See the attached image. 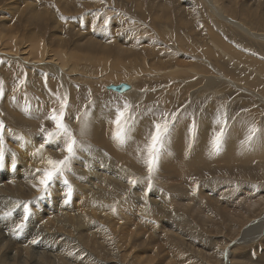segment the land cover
<instances>
[{"label": "rangeland", "instance_id": "rangeland-1", "mask_svg": "<svg viewBox=\"0 0 264 264\" xmlns=\"http://www.w3.org/2000/svg\"><path fill=\"white\" fill-rule=\"evenodd\" d=\"M35 39L42 43L36 59L56 53L69 73H42L34 69L32 55L20 59L21 48ZM33 80L39 88L31 87ZM0 82V121L6 125L0 264H45L46 259L49 264H264V0H0ZM49 84L55 100L45 93ZM119 84L131 89L106 90ZM65 94V122L88 150H78L66 173L73 189L68 203L59 180L49 196L35 199L39 194L30 173L45 164L31 152L43 143L41 125L54 127L45 117L59 108L57 95ZM124 102L138 119L136 142L121 146L112 139L111 120ZM174 111L178 122L145 196L148 173L137 148L146 143L154 117ZM85 113L87 135L80 136ZM224 116L228 131L221 151L213 153L210 140ZM193 121L194 137L188 132ZM253 125L260 132L242 148ZM60 142L47 145L43 156L62 159ZM116 147L121 155L110 153ZM130 178L142 182L133 187ZM17 201H31L22 229L16 228L22 210L4 215Z\"/></svg>", "mask_w": 264, "mask_h": 264}, {"label": "snow or ice", "instance_id": "snow-or-ice-1", "mask_svg": "<svg viewBox=\"0 0 264 264\" xmlns=\"http://www.w3.org/2000/svg\"><path fill=\"white\" fill-rule=\"evenodd\" d=\"M109 20L105 18L104 26L107 27ZM21 84L24 81H20ZM3 95V86L0 82V96ZM57 100L59 101V108H53L49 114L45 117L50 120L54 127L52 130H47L41 125L40 132L43 134V143L39 145L38 148L33 152L34 157H40L42 162L45 164L44 167L36 168L34 172L30 173L32 179L35 183L32 187L39 194L35 199H43L51 194V189L56 181H61L66 190L63 192L65 197L64 203H68L69 199L73 194V189L71 184L65 178L66 173L71 171V162L77 158L78 150H88L84 145L83 141L78 140L74 135L72 129L65 122L67 117V109L69 108L68 96L65 94L63 97L57 95ZM137 116L132 112V105L128 102H124L123 106L117 105L115 108L114 119L111 120L112 124V139L119 145L124 146L132 139L133 129L136 127ZM179 115L178 112L174 111L171 113L162 112L158 117H154L152 127L146 136V143L143 147L137 148V154L143 159V162L147 168V189L144 195L147 196L148 193L153 188L152 176L157 171L159 161L162 154L166 151L167 145L170 142L175 125L178 122ZM77 120L80 121L81 117L77 116ZM217 123L220 124V128L211 137L210 144L213 153H219L223 147V142L227 134V117H218ZM6 131V125L3 121H0V169L5 167V155L3 149L4 133ZM191 136L196 134V124L193 121L191 127L188 129ZM260 130L256 126H251L248 129V134L245 136L244 140L241 141V147H247L251 142L258 136ZM87 133V113L80 127V135L84 136ZM23 137L20 140L23 141ZM63 141L62 151L65 153L62 159H53L52 157H43V151L45 147L50 144H59ZM30 143V141H28ZM23 147V143L21 144ZM15 167V164H13ZM141 180L130 178L128 183L135 187ZM31 201L15 202L13 209L5 212L4 215L8 216L12 214V211L20 209L22 210V220L16 225L17 229H22L26 222L31 216ZM235 243V241H233ZM227 256V250L225 251V257Z\"/></svg>", "mask_w": 264, "mask_h": 264}, {"label": "bare ground", "instance_id": "bare-ground-1", "mask_svg": "<svg viewBox=\"0 0 264 264\" xmlns=\"http://www.w3.org/2000/svg\"><path fill=\"white\" fill-rule=\"evenodd\" d=\"M31 3V2H30ZM40 5V4H39ZM38 5V6H39ZM36 6V5H35ZM31 7V6H30ZM40 8V7H39ZM31 10V9H30ZM29 10V11H30ZM37 12V11H36ZM39 12V11H38ZM39 16V14H36V16ZM9 17V16H8ZM14 29V28H13ZM12 30V29H11ZM10 34V33H9ZM13 35V34H12ZM36 36H37V34H36ZM11 37V36H10ZM30 37V36H29ZM8 39V38H7ZM37 39V38H36ZM35 39V40H36ZM12 40H14V38L12 39ZM31 40V39H30ZM34 40V38L32 39V41ZM41 40V39H40ZM3 41V40H2ZM24 41V40H23ZM31 41V43L28 45L27 44V47H26V45H24L25 47H22L21 48V52H19V58L20 59H24L25 58V61H28V60H26V59H28L29 58V56H31L32 58H30L29 60H32V64H34V69H41L42 71V73H44V70H45V72H48L49 74L51 73V75H52V73H54V75H56V72H58V70H62V69H64V71H69L68 69H67V67H66V65H65V63L62 61L61 62V60L59 59V57H58V55L56 54V53H54V55L53 54H50V55H48V54H45V53H43V56H42V60H39L38 58V60L36 59V57H37V52H38V49H39V45L40 44H42V43H40L39 45L37 44V40H36V42H35V44L33 45L32 42ZM5 42V41H4ZM8 42V41H7ZM40 42V41H39ZM82 42V41H81ZM8 44H9V42H8ZM16 44V43H15ZM93 44V43H92ZM97 44V43H96ZM119 44V43H118ZM12 46V45H11ZM45 46V45H44ZM98 46V45H97ZM2 47V46H1ZM95 47H96V45H95ZM100 47V46H99ZM101 47H102V45H101ZM46 48V47H45ZM112 48V47H111ZM13 49V48H12ZM44 49V48H43ZM42 49V50H43ZM103 49V48H102ZM108 49V48H107ZM117 49V48H116ZM115 49V50H116ZM225 49L227 50V51H229V50H231L232 51V53H233V50L229 47H227V46H225ZM20 50V49H19ZM41 50V49H40ZM45 50V49H44ZM43 50V51H44ZM47 50V49H46ZM99 51V50H98ZM109 51V50H108ZM123 51H125V50H123ZM6 52H8L7 50H6ZM13 52V51H12ZM51 52V51H50ZM117 52V51H116ZM126 52V51H125ZM212 52V51H211ZM210 51H208V54H207V52H206V54L207 55H209L210 57H213V58H215L214 57V54H212ZM9 53V52H8ZM107 53V52H106ZM90 56V55H89ZM21 57H24V58H21ZM97 57V56H96ZM7 58H8V56H7ZM18 58V57H17ZM92 58V57H91ZM9 59V58H8ZM95 59V58H94ZM21 60H19V62H20ZM9 62V61H8ZM19 62H18V64H19ZM35 62H37V63H35ZM97 62V61H96ZM95 62V63H96ZM7 63V62H6ZM13 63V62H12ZM30 64H31V62H29ZM40 63L42 64H46V65H48V64H50L48 67H43V66H39L40 65ZM10 64V63H9ZM25 64H26V62H25ZM28 64V63H27ZM29 64V65H30ZM20 65H21V63H20ZM35 65H38L37 66V68L35 67ZM24 66V65H23ZM31 66V65H30ZM26 68V67H25ZM33 69V68H32ZM38 69V70H39ZM53 69H55V70H53ZM75 69V68H74ZM30 70H31V68H30ZM40 72V73H41ZM60 75H61V72H58ZM65 73V72H64ZM69 73V72H68ZM36 74V73H35ZM34 74V75H35ZM38 75H39V73H38ZM43 75V74H42ZM47 75V74H46ZM41 76V75H40ZM67 76V75H66ZM89 77V76H88ZM11 79H12V77H10ZM41 78V77H40ZM96 78V77H95ZM11 79H9V80H11ZM32 79V78H31ZM30 78L28 79V83H30L29 81L31 80ZM37 79V78H36ZM43 79V78H42ZM74 79V78H73ZM224 80V79H223ZM12 81H13V79H12ZM19 80H17V82H18ZM84 81H86V79L84 80ZM211 81H213V80H211ZM6 82H7V80H6ZM5 82V83H6ZM10 82V81H9ZM62 82V81H61ZM216 82H218V81H216ZM28 83H27V85H28ZM47 83V82H46ZM53 83V82H52ZM18 84V83H17ZM17 84H15V85H17ZM39 84H40V82H39V80H33L32 81V83H31V87L33 86V87H35V88H39ZM54 84V83H53ZM52 84V85H53ZM80 84H82V83H80ZM88 84V83H87ZM45 85V84H44ZM57 85V84H56ZM10 86V85H9ZM21 86V85H20ZM41 86V85H40ZM73 86L74 87H77V85H74L73 84ZM109 86V85H108ZM108 86H106V87H108ZM12 89L11 90H14L15 88L14 87H12V86H10ZM23 87V86H22ZM74 87H71V90H77V89H79L78 87H77V89L75 88V89H73ZM14 88V89H13ZM20 88V87H19ZM48 90H47V92H45V93H48L47 95H49V96H51L52 95V93H51V88H52V86H50V84H49V86H48ZM8 89V88H7ZM32 89H34V88H32ZM41 89V88H40ZM10 90V89H9ZM10 90V91H11ZM43 90V89H42ZM41 90V91H42ZM107 90V89H106ZM8 91V90H7ZM22 91V90H21ZM26 91V90H25ZM24 91V92H25ZM109 91V90H108ZM75 92V91H74ZM8 95H10V94H8ZM71 95V97L74 95L73 93L72 94H70ZM11 96V95H10ZM14 96V95H13ZM9 98V97H8ZM70 98V97H69ZM9 99H11L12 100V98H9ZM8 99V100H9ZM51 99H52V96H51ZM52 100H55V99H52ZM10 101V100H9ZM13 101V100H12ZM30 101V100H29ZM11 102V101H10ZM54 102V101H53ZM13 103H15V102H13ZM17 105L19 104V103H16ZM15 108L17 109V107L15 106ZM15 109V110H16ZM7 110V109H6ZM22 110V109H21ZM8 111H9V109H8ZM14 111V110H13ZM101 113V112H100ZM10 115H9V117H10V119H11V113H9ZM14 114H16V112H14ZM19 114V113H18ZM13 115V114H12ZM17 115V114H16ZM20 115H22V114H20ZM43 115V114H42ZM13 117V116H12ZM41 117V113H38L37 114V116H32V118L35 120V119H38V118H40ZM13 118H16L17 119V117H13ZM21 118V117H20ZM91 118V117H90ZM22 119V118H21ZM69 119V118H68ZM91 120V119H90ZM95 120V119H94ZM93 120V121H94ZM97 120V119H96ZM18 121V120H17ZM25 121V120H24ZM31 121V120H30ZM91 123V122H90ZM30 124V123H29ZM95 126H96V124H95ZM94 126V127H95ZM103 126V125H102ZM144 126V125H143ZM31 127V126H30ZM97 127H98V125H97ZM78 129H79V127H78ZM24 130V129H23ZM94 130H96V129H94ZM94 130H93V132H94ZM97 133V132H96ZM18 135V134H17ZM80 135V134H79ZM87 135V134H86ZM93 135H98V134H93ZM78 136V135H77ZM81 136V135H80ZM28 137V136H27ZM88 137H90V136H88ZM105 137V136H104ZM19 139H20V137H18ZM78 138H80L79 136H78ZM27 139V138H26ZM30 139V138H29ZM18 140V139H17ZM16 140V142H20V141H17ZM24 140V139H23ZM79 140V139H78ZM99 139H97V141H98ZM101 140V139H100ZM96 141V140H95ZM106 141V140H105ZM92 142V141H91ZM130 143H131V145H133L135 142H136V140L132 137V139L129 141ZM61 143V142H60ZM102 143V142H101ZM10 145V144H9ZM20 147H21V144H18ZM24 145H25V143H24ZM29 143H27V146H28V148H29ZM54 145V144H53ZM99 145V144H98ZM102 145H103V143H102ZM229 145L231 146V148L233 147V145H234V141L233 140H231L230 142H229ZM32 146V145H31ZM30 146V147H31ZM106 146V145H105ZM13 146L11 145V148H12ZM94 147H95V145H94ZM22 148V147H21ZM24 148V147H23ZM27 148V147H26ZM27 148V149H28ZM32 148V147H31ZM114 148V147H113ZM118 148H120V147H118ZM117 147H116V150L115 151H113L112 150V152H110V153H113V155H121L122 153H120V151L121 150H119ZM132 147H130V149H131ZM31 150V149H30ZM111 150V149H110ZM109 150V151H110ZM126 150V149H125ZM14 151V150H13ZM98 151V150H97ZM204 151V150H203ZM15 152V151H14ZM18 152V151H17ZM29 152V151H28ZM34 152V151H33ZM33 152H31V153H33ZM48 152V151H47ZM46 152V155L48 154ZM89 152V151H88ZM205 152V151H204ZM87 153V152H86ZM206 153V152H205ZM23 153H21V156L20 157H22L23 155H22ZM102 154H103V152H102ZM27 155H30V154H28L27 153ZM32 155V154H31ZM45 155V154H44ZM61 155V154H60ZM106 155V154H105ZM179 154H176V157L178 156ZM198 155H202V156H204V153H198ZM12 157L14 156V155H11ZM109 156L111 157V155L109 154ZM16 157H18V155L16 156L15 155V158L14 159H16ZM30 157V156H29ZM44 157V156H43ZM84 157H86V156H84ZM108 157V156H107ZM175 157V158H176ZM32 158V157H31ZM33 158H34V156H33ZM40 158V157H39ZM45 159L47 158V157H44ZM95 158H97L96 156H95ZM102 158H103V156H102ZM101 158V159H102ZM113 158V157H112ZM116 157H114V159H115ZM19 159V158H18ZM28 159V158H27ZM93 159V158H92ZM109 159V158H108ZM29 160V159H28ZM33 160V159H32ZM93 160H95V159H93ZM103 160V159H102ZM106 160L107 159H105V162H106ZM119 160H120V157H119ZM18 161V160H17ZM16 161V162H17ZM20 161H22V160H20ZM89 161V160H88ZM101 161V160H100ZM115 161H116V159H115ZM121 161H124L123 160V156H122V158H121ZM228 161V160H227ZM97 162V161H96ZM96 162H94V163H96ZM104 162V163H105ZM168 162V161H167ZM27 163H29V162H27ZM87 163V165H88V163L89 162H86ZM113 163H115V162H113ZM120 163V162H119ZM119 163H117V164H119ZM42 164H43V162H42ZM116 164V165H117ZM127 164H128V162H127ZM172 164H175V167H176V162L174 163V162H172ZM90 165V164H89ZM92 165H93V163H92ZM91 165V166H92ZM106 165V164H105ZM113 165V164H112ZM115 165V166H116ZM20 166V165H19ZM18 166V167H19ZM24 166H26V165H24ZM95 166V165H94ZM99 166V165H98ZM103 166V165H102ZM107 166V165H106ZM114 166V165H113ZM114 166V167H115ZM118 166V165H117ZM18 167L16 166V168L18 169ZM23 167V166H22ZM37 167V166H36ZM41 167V166H40ZM93 167V166H92ZM119 167H121V166H119ZM15 168V169H16ZM25 168H27V167H25ZM88 168V167H87ZM93 168H97V166L96 167H93ZM92 168V169H93ZM116 168V167H115ZM115 168H113V169H115ZM118 168V167H117ZM173 168V167H172ZM183 168V167H182ZM181 168V169H182ZM20 169V168H19ZM27 169H29V168H27ZM26 169V170H27ZM86 169V168H85ZM99 169V168H98ZM170 169V168H169ZM22 170H24V169H22ZM89 170V169H88ZM87 170V171H88ZM94 170V169H93ZM101 170V169H100ZM131 170V169H130ZM172 170V169H171ZM19 171V170H18ZM21 171V170H20ZM77 171V170H76ZM92 171V170H91ZM91 171H90V173H91ZM95 171H96V169H95ZM102 171V170H101ZM116 171V170H115ZM167 171H169V170H167ZM17 172V171H16ZM26 172V171H25ZM27 172H29V171H27ZM26 172V173H27ZM81 172V171H80ZM173 172V171H172ZM185 172V171H184ZM23 173V172H22ZM84 173H85V171H84ZM116 173V172H115ZM23 174H25V173H23ZM77 174V173H76ZM92 174V173H91ZM131 174V173H130ZM166 174V173H165ZM173 174H176V172H174ZM182 174V173H181ZM22 175V174H21ZM80 175V174H79ZM97 175V174H96ZM117 175V174H116ZM168 175V174H167ZM19 176V175H18ZM24 176V175H23ZM29 176V175H28ZM100 176V175H99ZM26 177H27V175H26ZM25 177V178H26ZM75 177V176H74ZM78 177V176H77ZM82 177V176H81ZM18 178V177H17ZM24 178V177H23ZM22 178V179H23ZM25 178H24V180H25ZM79 178V177H78ZM88 178H90V177H88ZM108 178V177H107ZM117 178V177H116ZM28 179H30V178H28ZM80 179V178H79ZM85 179V178H84ZM92 179V178H91ZM101 179V178H100ZM31 181H33V179L31 180ZM94 181V180H93ZM10 182V181H9ZM8 182V183H9ZM21 182V181H20ZM29 181L27 180V183H28ZM101 182V181H100ZM104 182V181H103ZM109 182V181H108ZM120 182V181H119ZM7 183V182H6ZM22 183V182H21ZM24 183L26 184V182L24 181ZM23 183V184H24ZM90 183V182H89ZM17 184V183H16ZM29 185H31L30 183H28ZM11 185V184H10ZM20 185V184H19ZM91 185V184H90ZM89 185V186H90ZM9 186V185H8ZM88 186V185H87ZM91 186H93V185H91ZM14 186L12 185V187L11 188H13ZM79 187V186H78ZM82 187V186H81ZM6 188V187H5ZM4 188V189H5ZM20 188H23V187H20ZM27 188H29V187H27ZM27 188H25V189H27ZM31 188V187H30ZM33 188V187H32ZM82 189V188H81ZM86 189H87V187H86ZM7 189H5V191H6ZM24 190V189H23ZM63 190V189H62ZM77 190V189H76ZM89 190V189H88ZM88 190H86L87 192H88ZM98 190V189H97ZM103 190V189H102ZM3 191V190H2ZM2 191H1V193H2ZM11 191V190H10ZM15 191V188H14V190H13V192ZM16 191H17V188H16ZM19 191V190H18ZM4 192V191H3ZM21 192H23V191H21ZM20 191H19V193H21ZM27 193H28V191H26ZM33 192V191H32ZM78 192H80V191H78ZM103 192V191H102ZM35 193V192H34ZM83 193H85V192H83ZM83 193H81L80 192V194H83ZM15 195V194H14ZM20 195V194H19ZM24 195H27V194H25L24 193ZM29 195V194H28ZM91 195H92V192H91ZM166 195V194H165ZM21 196H23V194L21 195ZM87 196V195H86ZM98 196H100V195H98ZM164 196V195H163ZM2 197V196H1ZM30 197V196H29ZM82 197V196H81ZM3 198H4V196H3ZM162 198V197H161ZM164 198V197H163ZM4 199H6V198H4ZM4 199H2V200H4ZM73 199V198H72ZM163 200H165V198L163 199ZM7 201V200H6ZM74 201V200H73ZM97 201V200H96ZM166 201V200H165ZM104 202V201H103ZM159 202V201H158ZM88 203V202H87ZM101 203V202H100ZM98 204V203H97ZM5 205V204H4ZM64 205V204H63ZM82 205V204H81ZM89 206H92L91 204H89ZM93 206H95V204L93 205ZM127 207V206H126ZM91 208H94V207H91ZM95 208H96V206H95ZM75 209V208H74ZM82 212V211H81ZM78 218H79V216H78ZM99 218V217H98ZM100 219H102V221H104L105 222V220H104V218H100ZM74 220V219H73ZM81 220H84V219H81ZM7 222V221H6ZM86 222V221H85ZM90 222V221H89ZM78 223V222H77ZM5 224H7V223H5ZM9 225V224H8ZM112 225V224H111ZM9 227V226H8ZM80 227V226H79ZM6 228V227H5ZM4 229V228H3ZM45 229V228H44ZM10 230H13L12 228L10 229ZM261 230V229H260ZM4 231V230H3ZM7 231V230H6ZM9 231V230H8ZM97 231V230H96ZM98 232V231H97ZM7 233V232H6ZM102 233H103V231H102ZM3 234V233H2ZM144 234V233H143ZM4 235H6V234H4ZM95 235V234H94ZM101 235V234H100ZM103 235V234H102ZM1 236V235H0ZM10 236V235H9ZM81 236V235H80ZM79 236V237H80ZM93 236V235H92ZM262 236H264V235H262ZM98 237H99V234H98ZM103 237V236H102ZM5 238V237H4ZM31 239V238H30ZM249 239V238H248ZM33 240V239H32ZM26 242V241H25ZM7 243V242H6ZM5 243V244H6ZM10 243V242H9ZM228 246V245H227ZM226 246V247H227ZM40 249V248H39ZM47 250V249H46ZM49 250H50V248H49ZM1 251H2V249H1ZM8 251V250H7ZM123 253V252H122ZM2 254H4V252H2ZM7 254V253H6ZM31 254V253H30ZM127 254V253H126ZM35 255V254H34ZM41 255V254H40ZM39 255V256H40ZM129 255V254H128ZM32 257H33V255H32ZM31 257V258H32ZM6 258V257H5ZM43 258V257H42ZM47 258V257H46ZM49 258V257H48ZM128 258V257H127ZM224 258L226 259L227 258V256L225 257V255H224ZM13 259V258H12ZM34 259V258H33ZM120 259V258H119ZM123 259V258H122ZM130 259V258H129ZM4 260V259H3ZM9 260V259H8ZM15 260V259H14ZM36 260V259H35ZM61 260V259H60ZM127 260V259H126ZM136 260V259H135ZM5 261V260H4ZM62 261V260H61ZM122 261V260H121ZM132 261H134V260H132ZM3 262V261H2ZM9 262V261H8ZM8 262H6L5 264H8ZM34 262V261H33ZM39 262V264H41L42 263V261L40 260V261H38ZM38 262H34V263H32V264H38ZM79 262V261H78ZM81 262V261H80ZM230 262V261H229ZM44 263L45 264H47L48 263V260L46 259L45 261H44ZM135 263V262H134ZM225 263V262H224ZM49 264V263H48ZM124 264H126V263H124ZM128 264V263H127ZM131 264H133V263H131Z\"/></svg>", "mask_w": 264, "mask_h": 264}, {"label": "water", "instance_id": "water-1", "mask_svg": "<svg viewBox=\"0 0 264 264\" xmlns=\"http://www.w3.org/2000/svg\"><path fill=\"white\" fill-rule=\"evenodd\" d=\"M107 90L116 92L118 94H124L128 92L131 87L128 84L109 85L106 87Z\"/></svg>", "mask_w": 264, "mask_h": 264}]
</instances>
